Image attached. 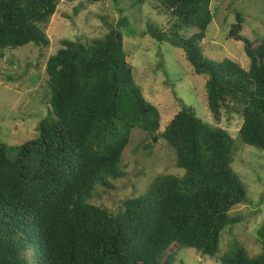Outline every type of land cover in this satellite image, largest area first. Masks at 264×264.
<instances>
[{"label": "trees", "instance_id": "1", "mask_svg": "<svg viewBox=\"0 0 264 264\" xmlns=\"http://www.w3.org/2000/svg\"><path fill=\"white\" fill-rule=\"evenodd\" d=\"M61 1L0 0V59L29 44L48 48L45 30ZM103 1L79 2L73 15L86 2ZM150 1L170 25L149 24L143 35L182 49L194 72L206 76L217 126L182 103L159 132L160 112L145 99L128 62L125 17L101 39L60 40L46 64L48 116L15 158L0 142V264H173L184 248L215 257L223 231L242 221L230 215L248 203L231 167L235 141L218 124L224 115L240 116L242 143L264 151V37L242 36L239 14L228 38L244 43L250 67L215 62L201 50L214 19L213 0ZM135 130L163 139L183 176L157 175L143 196L119 208L92 204L97 188L113 189L110 178L127 176L123 154ZM219 261L264 264V253L250 256L237 245Z\"/></svg>", "mask_w": 264, "mask_h": 264}, {"label": "rangeland", "instance_id": "2", "mask_svg": "<svg viewBox=\"0 0 264 264\" xmlns=\"http://www.w3.org/2000/svg\"><path fill=\"white\" fill-rule=\"evenodd\" d=\"M86 0H62L56 14L46 27L50 46L46 49L29 44L6 50L0 59V142L9 146L8 156L15 158L21 143L34 138L40 122L50 111L51 91L48 89L46 64L60 48V40L81 38L85 42L101 39L109 26L121 17L129 23L123 29L124 48L133 67L136 84L145 99L161 115L160 133L180 110L181 104L191 107L205 123L217 126L207 105L206 76L197 75L182 49L167 43H157L143 35L149 24L164 29L169 18L162 15L150 0H105L81 6L79 15L74 9ZM214 19L208 28L201 50L205 58L221 62L229 59L248 70L250 60L244 43L229 39L231 26L244 19L238 28L241 35L253 40L264 37V0H213ZM9 78H14L10 81ZM242 119L238 115H224L218 126L229 132L235 141L231 167L244 184L248 203L234 207L230 215L242 221L225 229L220 250L215 257L203 255L192 248L181 249L173 264H220V257L232 252L237 245L250 256L264 253V151L242 143L239 137ZM123 154L127 176L109 179L113 189L99 187L90 202L101 203L108 209L119 208L126 200L143 196L157 175L183 176L176 167V157L163 139L135 130ZM151 145V146H150ZM94 196V195H93ZM264 229V228H263ZM176 251L172 246L166 259ZM166 264V261L163 262Z\"/></svg>", "mask_w": 264, "mask_h": 264}]
</instances>
